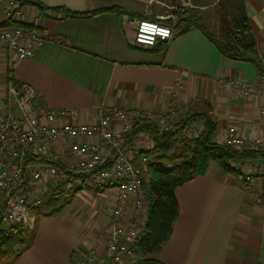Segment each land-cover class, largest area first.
Here are the masks:
<instances>
[{"label": "crops", "instance_id": "0c3cea01", "mask_svg": "<svg viewBox=\"0 0 264 264\" xmlns=\"http://www.w3.org/2000/svg\"><path fill=\"white\" fill-rule=\"evenodd\" d=\"M5 1L0 0V26L7 27ZM16 1L28 21L40 18L48 40L31 58L14 65L0 43V113L9 75L14 84L34 90L37 107L74 109L84 124L96 121L98 108L113 105L164 112L175 85L181 83L178 102L190 114L210 116L216 124L215 144L221 145L229 127L248 140L260 136L259 99L242 98L219 87L217 81L226 78L252 84L264 66L224 58L194 28L173 34L152 49L136 48L132 42L131 22L169 24L172 12L181 9L196 10L211 20L218 0ZM234 1L237 11L248 18L257 54L263 57L264 0ZM99 11L103 12L79 17ZM130 141L143 152L154 147L151 134L136 127ZM252 158L264 164V155ZM257 188L264 192V180L258 181ZM82 191L87 196L79 198L78 207L42 218L36 217L35 210L31 244L3 264H73L88 249L102 251L103 227L114 206L115 190ZM174 195L179 215L158 253L160 264H264V207L253 203L237 175L223 174L210 164L205 175L176 188Z\"/></svg>", "mask_w": 264, "mask_h": 264}, {"label": "built area", "instance_id": "2783aa9c", "mask_svg": "<svg viewBox=\"0 0 264 264\" xmlns=\"http://www.w3.org/2000/svg\"><path fill=\"white\" fill-rule=\"evenodd\" d=\"M3 16L8 27L0 28V43L5 45L11 65L31 58L48 40L40 18L28 21L18 1L6 0ZM131 25L136 48H153L173 36V28L165 23L139 21ZM217 85L260 101V136L248 140L229 127L221 146L239 154L264 155V74L252 84L222 78ZM181 90L182 84L177 83L164 112L113 105L98 108L96 121L84 124L79 123L76 110L39 108L31 87L8 83L0 113V226L32 230L33 213L47 193L115 190L114 206L103 227V250L88 249L73 264H138L134 244L148 208L145 184L149 161L130 140L136 124L143 121L160 134L181 127L185 138H196L202 127L186 122L188 110L176 98ZM252 159H233L228 165L246 186L253 203L264 207L263 189L257 188L258 181L264 180V164Z\"/></svg>", "mask_w": 264, "mask_h": 264}, {"label": "trees", "instance_id": "16d2710c", "mask_svg": "<svg viewBox=\"0 0 264 264\" xmlns=\"http://www.w3.org/2000/svg\"><path fill=\"white\" fill-rule=\"evenodd\" d=\"M223 3V0L217 1L211 20L200 16L196 10L181 9L171 15V21L166 25L173 28L174 35L184 34L193 28L198 29L224 58L249 62L256 68L263 67L264 56L259 57L257 54L248 18L244 14L237 15L235 11L238 12V6L233 4L231 11L235 15L234 19H230ZM100 12L103 11L79 17L94 16ZM110 12L119 14L115 9ZM4 27L5 25L0 26ZM263 74L264 71L260 70L258 76ZM7 82H13L10 75ZM186 122H195L202 127L196 138H185L181 134V127L174 133L160 134L149 122L136 124L137 131L149 132L154 142V147L145 152L149 161L148 180L145 184L148 208L140 237L134 244L135 254L139 258L138 264H160L158 253L167 243L179 215V205L174 195L176 188L205 175L210 164H216L223 174H235L228 165L229 161L254 156L239 154L213 143L216 124L207 113H189ZM53 204L54 200H50L45 205L52 207ZM54 212L55 210H51L43 215ZM29 231L21 226H0V264L10 257L19 256L31 244L34 231L30 234Z\"/></svg>", "mask_w": 264, "mask_h": 264}, {"label": "rangeland", "instance_id": "374dc122", "mask_svg": "<svg viewBox=\"0 0 264 264\" xmlns=\"http://www.w3.org/2000/svg\"><path fill=\"white\" fill-rule=\"evenodd\" d=\"M233 1L234 0H223L224 9H225V11H227L228 17L230 19H234V15H235L234 12L231 11V10H233L232 9L234 6L233 4L235 3V1L234 2ZM175 11L176 10H174L172 12V14ZM215 11H216V9H215ZM235 13L237 15H241L240 13H238L236 11H235ZM213 15H214V13H213ZM209 27L211 28V26H209ZM211 31H212V29H211ZM54 193H56V194L52 195L51 193H47L44 195L41 205L35 211L37 214V217L42 218V217H44L43 214H47L51 210H55V212H59L61 210L64 211L66 209H68V210L73 209L76 206L78 207V202L80 201L79 198L87 196V193H84V191H81L78 194L76 190H75V193H72V196H71V194L68 195V194H58L57 192H54ZM77 194H78V196L74 198V196H76ZM50 200H54V204L52 207H47L45 204Z\"/></svg>", "mask_w": 264, "mask_h": 264}]
</instances>
